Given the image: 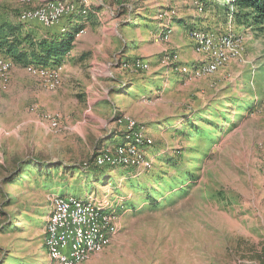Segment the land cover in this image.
Here are the masks:
<instances>
[{
    "label": "rangeland",
    "instance_id": "rangeland-1",
    "mask_svg": "<svg viewBox=\"0 0 264 264\" xmlns=\"http://www.w3.org/2000/svg\"><path fill=\"white\" fill-rule=\"evenodd\" d=\"M36 1L0 0V23L58 26L46 24L53 13L24 17L47 6ZM64 1L61 21L95 11ZM174 1L94 0L97 30L65 74L0 52V264H53L43 238L54 196L105 200L117 215L110 244L80 264H264V25L212 9L224 0ZM172 25L171 41L170 30L157 39ZM193 30L241 44L215 72L191 75L182 68L208 61ZM138 133L150 141L136 144L142 160L113 149Z\"/></svg>",
    "mask_w": 264,
    "mask_h": 264
},
{
    "label": "bare ground",
    "instance_id": "bare-ground-1",
    "mask_svg": "<svg viewBox=\"0 0 264 264\" xmlns=\"http://www.w3.org/2000/svg\"><path fill=\"white\" fill-rule=\"evenodd\" d=\"M60 1V2H56ZM62 0H48L47 6L45 8H33L31 10L26 11L24 17L26 18H38L42 16L41 13H53L56 18V5L61 4V13L64 11V6L66 2H61ZM117 1V0H116ZM44 4L40 5L43 7ZM161 15V14H160ZM159 16V15H158ZM46 21V19H45ZM168 27L166 28L165 33H161L157 39L166 40L169 36ZM190 37L194 43V47L197 52L203 54L208 58L207 62L201 63L198 67L191 68H182V71H191L190 74H196L200 76L208 75L215 72L217 69L223 67L230 58V53L238 48L241 44L238 36L228 35V36H217L209 33H203L200 30H193L190 32ZM233 55V54H232ZM142 60H138L136 62H132L133 67H139L142 63ZM32 65V64H30ZM61 65V64H60ZM59 65H50V66H36L34 67L38 71L49 72L50 70L58 67ZM0 68L2 70L1 80L6 82V72L9 69V65L5 62H0ZM29 67V70L35 71V69ZM132 141V144L126 142V144L122 143L120 145L114 146L113 149L122 152L128 153L129 150L133 152H129L132 154V158L135 161L142 160V157L139 152V148L136 144L146 147L150 145V141L148 138L138 133V137L136 141ZM134 145V147H133ZM139 151V152H138ZM127 155V154H126ZM94 160V159H93ZM117 160V157L110 156L107 158V162L114 163ZM100 161H102L100 159ZM123 162H128L127 159L123 160ZM101 162H99L100 164ZM119 165V163H117ZM143 168V165H140ZM91 201L81 202L75 197H62V196H54L52 197V207L47 216L46 224L44 226V238L43 244L46 248L47 256L50 259V262L53 264H59V251L56 249V244L51 243L49 236H53V225L63 224V217L60 215V202L70 201V205H75L78 207V212H80V220L84 222L87 230L90 233H87V248H80L76 256L72 258L69 262H62L60 264H80L82 263L90 254H96L101 252L105 247H107L112 238L117 234L118 229L115 226L116 214H113L112 211L108 209L105 200H97L96 198L89 197Z\"/></svg>",
    "mask_w": 264,
    "mask_h": 264
},
{
    "label": "trees",
    "instance_id": "trees-1",
    "mask_svg": "<svg viewBox=\"0 0 264 264\" xmlns=\"http://www.w3.org/2000/svg\"><path fill=\"white\" fill-rule=\"evenodd\" d=\"M199 1L206 6V2L213 0ZM211 3H213V5L211 4L212 9L217 8L224 15L232 9V15L237 21L245 24L250 23V26L264 25V0H224L221 5H218L217 2ZM220 11L219 13H221ZM82 19V16L73 17L69 15L64 19L65 26L58 34L37 40L31 38L29 34L22 33L21 24L2 22L0 23V52L8 54L16 63L23 65H57L72 49L73 35L78 29L74 24ZM165 161L170 167H176L180 164L178 161H174V158ZM164 177H166V174H163L159 179L161 180ZM160 182L164 183L163 180L159 181V184ZM257 258H259V255H257Z\"/></svg>",
    "mask_w": 264,
    "mask_h": 264
},
{
    "label": "built area",
    "instance_id": "built-area-1",
    "mask_svg": "<svg viewBox=\"0 0 264 264\" xmlns=\"http://www.w3.org/2000/svg\"><path fill=\"white\" fill-rule=\"evenodd\" d=\"M63 16L64 13H61V4H57L56 18L46 17V24L57 25L63 19ZM36 72H38L37 69ZM133 126L134 124L124 125L122 127V132L131 131L132 134ZM104 160L105 159H103V162ZM84 167H86V164H84ZM60 215L63 217V224H52L53 236H49L51 243H55L56 249L59 251V264L62 262H69L76 256L80 248L88 249L87 233H90L84 222L80 220L78 207L70 205V201L60 202Z\"/></svg>",
    "mask_w": 264,
    "mask_h": 264
},
{
    "label": "crops",
    "instance_id": "crops-1",
    "mask_svg": "<svg viewBox=\"0 0 264 264\" xmlns=\"http://www.w3.org/2000/svg\"><path fill=\"white\" fill-rule=\"evenodd\" d=\"M45 1L46 0H37L35 4H36V6H40ZM175 1H174L175 4H177L180 0H175ZM185 2L186 1H184V3ZM91 4H92V9L95 10V11L92 14H90L89 17H87L85 19H82L78 23H75L74 24L76 26V28H78L75 31V33L77 31H79L80 29H83V30H80L76 34L74 33L76 39H74V41H73V47L70 50V52L61 59V62L59 63V64H62L63 67H64V69H63L64 74H65V71H66L65 70L66 69V65L69 64V61L71 59H73V57L76 56V53L75 52H85V51H88L86 49L87 46H86V44L84 42L87 39L90 38L91 32L97 30V25H98V20H99V19H97V16H98V13L100 11H102V8L98 9L97 7H99V6H97V3H95L94 0L91 1ZM174 5H170V7H174ZM182 8H183L182 11L185 12V6H182ZM178 23L179 22H177L176 24H178ZM35 25H37V24H34V25L29 24L26 27H22L21 26V32L22 33H26V34H31L32 35V38H34V40H37V39H40V38H44V37H48V36H52L54 34H58V32H60L62 30V27L65 26V20L61 21V23H59L58 26H56L55 28H52V29H46V28H44V27L41 26L40 27V30L41 31L37 29V27L39 25H37V27ZM28 26H30V27H28ZM173 26L174 25H172L171 27L168 28L171 31V34L169 33L170 34L169 41H171V39L173 38V35L172 34L174 33V31H176V28L173 27ZM33 27H36V29H34ZM83 33L84 34L86 33V35H84ZM171 46H173V47H171ZM171 46H170V50H177V49H180L181 48V46L175 40L173 42H171Z\"/></svg>",
    "mask_w": 264,
    "mask_h": 264
}]
</instances>
